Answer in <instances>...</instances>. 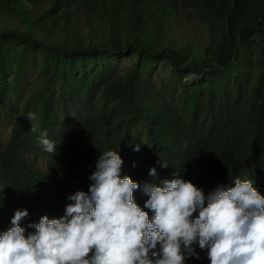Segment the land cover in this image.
<instances>
[{
	"label": "trees",
	"instance_id": "obj_1",
	"mask_svg": "<svg viewBox=\"0 0 264 264\" xmlns=\"http://www.w3.org/2000/svg\"><path fill=\"white\" fill-rule=\"evenodd\" d=\"M162 65L169 79L157 77ZM0 116L11 126L0 234L18 209L29 212L26 236L41 217H63L109 150L141 186L156 167L205 196L237 177L264 195V0H0ZM45 130L55 153L39 143ZM134 198L154 217L142 190ZM192 247L200 259L185 264H210L207 248Z\"/></svg>",
	"mask_w": 264,
	"mask_h": 264
},
{
	"label": "clouds",
	"instance_id": "obj_2",
	"mask_svg": "<svg viewBox=\"0 0 264 264\" xmlns=\"http://www.w3.org/2000/svg\"><path fill=\"white\" fill-rule=\"evenodd\" d=\"M27 119L38 132L36 114ZM39 143L56 152L46 130ZM123 163L119 152H102L88 191L68 197L63 217L45 215L28 225L35 231L27 236L21 222L29 212L16 210L12 226L0 234V264H185L200 259L192 247L197 241L208 249L210 264H264V195L251 179L237 177L234 186L220 185L205 196L183 178L160 180L156 167L149 170L152 182L141 186L121 176ZM138 189L149 197L144 208L154 217L136 203Z\"/></svg>",
	"mask_w": 264,
	"mask_h": 264
},
{
	"label": "rangeland",
	"instance_id": "obj_3",
	"mask_svg": "<svg viewBox=\"0 0 264 264\" xmlns=\"http://www.w3.org/2000/svg\"><path fill=\"white\" fill-rule=\"evenodd\" d=\"M190 30H192V32L195 31L192 28H190ZM196 30H197L199 37L202 38L203 44H206L209 41V32L206 30L203 24L202 25L198 24V27ZM156 74L159 79L165 80V79L170 78L171 71L162 65L161 67L157 69ZM10 140H11V126L8 124L7 121L2 119L0 116V143L4 147L7 145V143ZM34 160L36 164L40 166L42 169L48 170L44 157L42 156L36 157L34 158ZM70 172H71V167H66L59 176L61 180L64 182V185L68 183L67 179H68Z\"/></svg>",
	"mask_w": 264,
	"mask_h": 264
}]
</instances>
